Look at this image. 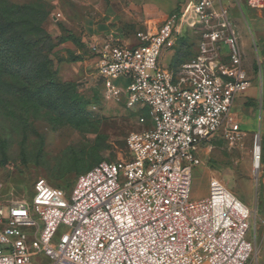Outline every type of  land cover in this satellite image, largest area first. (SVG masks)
<instances>
[{
  "label": "built area",
  "instance_id": "obj_1",
  "mask_svg": "<svg viewBox=\"0 0 264 264\" xmlns=\"http://www.w3.org/2000/svg\"><path fill=\"white\" fill-rule=\"evenodd\" d=\"M248 4L261 8L264 0ZM193 13L197 54L176 72L161 57L185 35L180 15L155 33L139 32L135 46L91 45L104 99L124 97L127 108L147 112L140 123L150 127L128 136L126 159L99 163L81 175L70 197L44 179L34 184L31 201L6 196L0 184V264H33L40 254L47 264L251 261L249 207L215 176L207 198L192 195L204 148L220 133L231 141L241 137L233 106L252 87L228 11L217 10L213 0H194ZM262 157L257 137L256 172Z\"/></svg>",
  "mask_w": 264,
  "mask_h": 264
},
{
  "label": "rangeland",
  "instance_id": "obj_2",
  "mask_svg": "<svg viewBox=\"0 0 264 264\" xmlns=\"http://www.w3.org/2000/svg\"><path fill=\"white\" fill-rule=\"evenodd\" d=\"M35 1L1 0V4L8 7ZM239 1L248 7L246 0ZM199 38L195 36L190 40L194 51ZM50 56L59 72L60 61L64 58L53 53ZM23 77L24 81L30 80L29 76ZM67 82L75 83L76 96L92 115V119L81 128L59 123L57 112L35 109L13 96L0 94V184L6 196L31 201L34 184L44 179L70 197L81 175L99 163L126 159L129 154L128 136L144 132L150 127V123L144 126L140 123V118L148 117L146 112L127 108L124 97L106 101L102 82L97 76L70 79ZM245 106L253 109L252 116H247L249 122L246 125L241 121L240 109L234 108V115L241 125V137L231 141L224 133H220L204 148V163L194 172L192 195L195 200L207 198L210 178L215 176L221 179L252 211L249 238H254L255 247L259 249L257 237L263 230L264 220V160L256 172L254 146L257 137L264 145L263 107L261 101L255 100H247ZM1 141L6 143V162L1 155ZM24 230L32 235L36 228ZM65 230V227H61V232ZM47 262L44 254L33 259V264Z\"/></svg>",
  "mask_w": 264,
  "mask_h": 264
},
{
  "label": "crops",
  "instance_id": "obj_3",
  "mask_svg": "<svg viewBox=\"0 0 264 264\" xmlns=\"http://www.w3.org/2000/svg\"><path fill=\"white\" fill-rule=\"evenodd\" d=\"M42 1L50 6L49 16L44 23L47 33L54 39L73 37V40L60 43L53 52L64 58L59 65L58 75L63 83L81 77L88 79L93 75L98 77L97 58L90 49L93 44L135 46L138 43L139 32L155 33L174 15L182 16L186 23L184 30L189 36L193 34L194 0ZM213 1L217 10L224 8L228 11L230 20L237 28L243 52V65L252 81L250 90L236 98L233 113L236 114L234 108H239L241 121L246 125L249 122L247 116H252L253 109L247 108L245 103L247 100L261 101L264 123V6L253 8L248 4V0H246L248 7L239 0ZM254 50L256 59H254ZM174 55L175 50L164 51L161 64L165 67L170 66ZM70 58L75 61H69ZM118 84L126 87L127 82L120 80ZM262 222L263 230L257 237L259 249L255 247V253L248 264H264V220ZM252 241L255 245L254 238Z\"/></svg>",
  "mask_w": 264,
  "mask_h": 264
},
{
  "label": "trees",
  "instance_id": "obj_4",
  "mask_svg": "<svg viewBox=\"0 0 264 264\" xmlns=\"http://www.w3.org/2000/svg\"><path fill=\"white\" fill-rule=\"evenodd\" d=\"M49 13V4L42 0L8 7H3L0 0V94L13 96L35 109L57 112L59 123L81 128L92 115L76 96L75 83L59 81L58 69L50 56L60 43L73 40V37H51L44 29ZM194 38L195 35L185 32L178 40L169 66L173 72L196 56L190 44ZM25 75L29 76V81H24ZM1 155L6 162L4 141H1Z\"/></svg>",
  "mask_w": 264,
  "mask_h": 264
},
{
  "label": "bare ground",
  "instance_id": "obj_5",
  "mask_svg": "<svg viewBox=\"0 0 264 264\" xmlns=\"http://www.w3.org/2000/svg\"><path fill=\"white\" fill-rule=\"evenodd\" d=\"M258 167H259V163L254 162V168H258Z\"/></svg>",
  "mask_w": 264,
  "mask_h": 264
}]
</instances>
